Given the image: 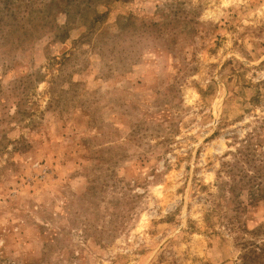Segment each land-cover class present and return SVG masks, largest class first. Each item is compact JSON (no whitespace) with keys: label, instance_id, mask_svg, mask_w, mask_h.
I'll use <instances>...</instances> for the list:
<instances>
[{"label":"rangeland","instance_id":"rangeland-1","mask_svg":"<svg viewBox=\"0 0 264 264\" xmlns=\"http://www.w3.org/2000/svg\"><path fill=\"white\" fill-rule=\"evenodd\" d=\"M0 264H264V0H0Z\"/></svg>","mask_w":264,"mask_h":264},{"label":"trees","instance_id":"trees-1","mask_svg":"<svg viewBox=\"0 0 264 264\" xmlns=\"http://www.w3.org/2000/svg\"><path fill=\"white\" fill-rule=\"evenodd\" d=\"M1 46V45H0Z\"/></svg>","mask_w":264,"mask_h":264}]
</instances>
